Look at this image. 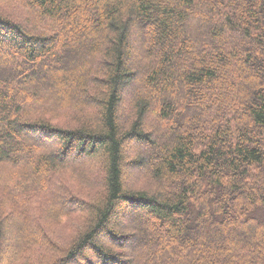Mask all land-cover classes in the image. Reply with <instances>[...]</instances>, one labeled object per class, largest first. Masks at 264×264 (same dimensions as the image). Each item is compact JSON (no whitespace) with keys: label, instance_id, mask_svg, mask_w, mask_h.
Listing matches in <instances>:
<instances>
[{"label":"trees","instance_id":"trees-1","mask_svg":"<svg viewBox=\"0 0 264 264\" xmlns=\"http://www.w3.org/2000/svg\"><path fill=\"white\" fill-rule=\"evenodd\" d=\"M0 5V264H264V0Z\"/></svg>","mask_w":264,"mask_h":264},{"label":"rangeland","instance_id":"rangeland-1","mask_svg":"<svg viewBox=\"0 0 264 264\" xmlns=\"http://www.w3.org/2000/svg\"><path fill=\"white\" fill-rule=\"evenodd\" d=\"M0 13H3L5 15H7L9 18H12V19H17V15L20 14V12L16 9H6L3 7V5H0ZM21 19V18H20ZM20 19L18 18V23H20ZM23 19V18H22ZM21 19V20H22ZM132 46L135 50V52L138 54V51L140 49V40H139V36L137 35V33H135L134 30H132ZM136 57L134 56L133 57V63L136 61ZM137 83H135V85L133 86V88L131 90H129L128 92H125L127 94H123V103L121 105V108L119 110L120 112V117H121V114L122 116L123 115H126V112H127V109H128V105H129V102L131 100V97L132 95L139 89V86L137 85ZM123 119V117H122ZM149 120H146V124L148 125H152L153 126V123H155V121H153V115H150L148 116ZM122 121H125V120H122ZM148 125V126H149ZM139 152L140 154L141 153H145L144 149H141V147H136L134 145H127L126 147V154H127V157L131 159V157H134L135 156V153ZM148 155V154H147ZM93 176H88L87 179L88 180H91L93 185H95V182L92 180ZM149 178H147V174H146V171L142 170L141 171H136V170H132V168H128L125 170V177H124V180H125V184H126V187H128V189H134L136 191H146V188H147V184H148V180ZM100 182V181H99ZM93 185H89V186H93ZM97 187L96 186H93L92 187H81L80 189L83 190V192L87 195L88 194H91L92 191L94 189H96ZM98 189V188H97ZM128 225V224H127ZM49 231L52 232V235H53V238L57 240V244L58 245H64L62 243L68 241L70 238L69 237H72L71 235L73 233L71 232H68L69 230L65 229V228H57V227H54L52 229H50ZM50 232V233H51ZM71 240V239H70ZM87 258L89 260V262H95L91 253L87 252ZM75 264H79V263H75Z\"/></svg>","mask_w":264,"mask_h":264}]
</instances>
